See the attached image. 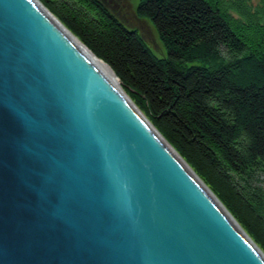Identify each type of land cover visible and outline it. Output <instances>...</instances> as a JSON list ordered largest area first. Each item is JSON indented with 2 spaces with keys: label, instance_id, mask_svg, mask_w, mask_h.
<instances>
[{
  "label": "water",
  "instance_id": "1",
  "mask_svg": "<svg viewBox=\"0 0 264 264\" xmlns=\"http://www.w3.org/2000/svg\"><path fill=\"white\" fill-rule=\"evenodd\" d=\"M140 113L38 0H0V264H264Z\"/></svg>",
  "mask_w": 264,
  "mask_h": 264
},
{
  "label": "trees",
  "instance_id": "2",
  "mask_svg": "<svg viewBox=\"0 0 264 264\" xmlns=\"http://www.w3.org/2000/svg\"><path fill=\"white\" fill-rule=\"evenodd\" d=\"M264 253V0H140L166 56L99 0H38Z\"/></svg>",
  "mask_w": 264,
  "mask_h": 264
},
{
  "label": "rangeland",
  "instance_id": "3",
  "mask_svg": "<svg viewBox=\"0 0 264 264\" xmlns=\"http://www.w3.org/2000/svg\"><path fill=\"white\" fill-rule=\"evenodd\" d=\"M121 23L137 32L142 41L159 58L166 56V51L158 34L147 19L140 18L137 6L140 0H99ZM167 142V141H166Z\"/></svg>",
  "mask_w": 264,
  "mask_h": 264
},
{
  "label": "bare ground",
  "instance_id": "4",
  "mask_svg": "<svg viewBox=\"0 0 264 264\" xmlns=\"http://www.w3.org/2000/svg\"><path fill=\"white\" fill-rule=\"evenodd\" d=\"M103 64H104V67H105V69H106V72H107V74H108V77H109V79H110V81H111V84L115 87V88H117V89H119V91H121V93H122V95L123 96H126L127 98H128V96L126 95V93L122 90V88H121V86H120V82H119V80H118V78L114 75V73L112 72V70L103 62ZM130 99V98H129ZM134 104V103H133ZM135 105V104H134ZM140 111V110H139ZM139 116L143 119V121L148 125V126H151L152 124L151 123H149L150 121L145 117V115L141 112L140 114H139ZM149 121V122H148ZM152 127H154L153 125L151 126V128ZM155 128V127H154ZM153 129V128H152ZM154 130V129H153ZM156 132V131H155ZM158 132V131H157ZM173 152V151H172ZM174 153V152H173ZM175 153H177L176 151H175ZM174 153V154H175ZM178 154V153H177ZM179 155V154H178ZM184 161V160H183ZM185 162V161H184ZM190 168V167H189ZM191 169V168H190ZM189 169V171L193 174V170L191 171ZM194 175V174H193ZM195 176V175H194ZM197 176V175H196ZM198 177V176H197ZM262 252V251H261ZM260 251H258V253H259V256H260V258H262V260L264 261V253L262 254Z\"/></svg>",
  "mask_w": 264,
  "mask_h": 264
}]
</instances>
